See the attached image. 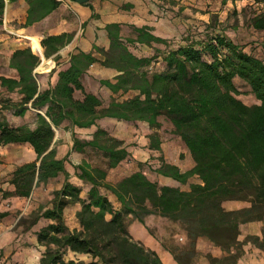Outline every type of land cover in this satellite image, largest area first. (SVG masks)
<instances>
[{
  "label": "trees",
  "instance_id": "obj_1",
  "mask_svg": "<svg viewBox=\"0 0 264 264\" xmlns=\"http://www.w3.org/2000/svg\"><path fill=\"white\" fill-rule=\"evenodd\" d=\"M23 1L29 6L24 28L40 23L61 5L58 0ZM152 1L159 2L165 13L180 5L177 0ZM253 1L261 9L254 7L249 26L264 33V0ZM184 11L181 6V18ZM4 14L5 0H0V30ZM106 31L110 49L98 50L102 60L93 54L73 56L69 69L59 72L54 88L40 89L35 74L40 58L31 49L18 50L11 57L10 68L18 73L17 80L0 77L1 88L18 95L17 102L0 103V148L28 145L36 156L14 171L11 185L15 190L4 193V198L28 200L34 189L65 178L49 208L40 209L30 221L21 218L17 225L29 230L42 220L48 223L36 233L45 248L40 264H164L129 231L130 223L146 227L150 217L178 226L185 236L182 246L162 245L176 264H196L202 240L223 254L220 258L208 254L209 264H239L247 247L264 252V44L261 54L247 52L217 15L173 39L156 37L147 27L132 28L127 38L118 24L108 25ZM72 39L67 34L45 38L41 43L45 58L50 59ZM95 64L119 73L115 82H102L117 97L108 104L86 93L82 84L83 75ZM157 65L161 70H155ZM47 69V65L39 68ZM237 80L249 88L259 105L247 106L239 99ZM76 92L83 94V100L74 97ZM7 110L21 119L29 111L36 112L35 129L10 125L3 117ZM105 119L141 123L155 131L165 119L189 152L193 168L182 173L161 157L155 173L175 186L152 181L145 171L148 162L111 183L109 173L130 160L132 152L123 140L97 127L89 140H80L74 133L72 152L100 154L105 167L83 162L73 171L87 189L71 184L67 158L59 159L54 147L56 131L64 123L90 130ZM161 145L158 133L149 137L150 151L160 154ZM226 203L245 207L228 210ZM74 205L80 206L75 215L79 230H70L65 218L66 209ZM254 224L262 225L261 234L243 236L242 227ZM71 253L91 261L73 260Z\"/></svg>",
  "mask_w": 264,
  "mask_h": 264
},
{
  "label": "crops",
  "instance_id": "obj_2",
  "mask_svg": "<svg viewBox=\"0 0 264 264\" xmlns=\"http://www.w3.org/2000/svg\"><path fill=\"white\" fill-rule=\"evenodd\" d=\"M58 1L61 2L58 10L40 23L24 28L27 19V11L29 9L28 4L23 0H18L14 3L10 0H5V25L2 29L6 34L0 36V77L17 80L18 73L10 68V60L13 53L18 50L35 47L40 55H37L34 51L32 52L40 58V67L43 68L46 65L48 66V69L45 71L36 69L35 74L38 77L40 89L43 91L48 90L57 85L59 72L69 69L73 56L79 53L93 54L94 57L102 60V56L98 53V50L108 51L110 49V39L106 31L108 25H120L122 27L123 38H127L132 28L147 27L156 37L173 39L178 38L176 33H179L182 28L181 24L184 22V19L178 15L179 10L177 9L182 6L181 4L185 3V0H177L180 2V5L174 8V12L172 13H165V11L160 8L159 2L152 0H91L87 5H79L67 0ZM128 6H132V8H127ZM167 26H172V35L165 32ZM64 34L72 35V41L50 59L45 58L44 49L41 46L42 41L47 37H57ZM38 44L39 47L35 46ZM118 75L119 73L115 70L95 64L83 75L82 84L86 93L95 95L102 101L110 102L111 98L117 97L112 95L106 88L102 87V82H115L114 79ZM1 93L8 94L0 85V94ZM12 96L18 97L16 93L12 94ZM74 97L77 100H83V94L80 92H76ZM15 101L18 100H14V102ZM116 124L121 128L123 127L122 125L127 123L105 119L98 121L97 125L90 130L73 129L69 123H64L61 128L56 131L54 147L57 144L58 136L64 135L66 129L70 136V146L67 148V153L65 155L58 153V158L66 159L74 154L79 155L72 152V135L74 133L77 135L78 139L83 140L85 136L82 137V135H84V133L92 136L96 132L97 127L112 131ZM35 127L36 125L30 129H35ZM141 143L142 145L138 150L132 151L133 156H135L138 162L147 161L150 158V154L156 157V152L150 151L148 148L149 141L147 138L144 137ZM165 154V143L162 142L160 157H163ZM35 159V153L28 145H10L0 148V264H40V260L45 252V248L40 246L37 241L36 233L48 223L42 220L38 225L29 230L18 227L17 225L21 215L17 217L16 213L18 207L24 200L15 197L4 198V193H13L15 190L14 186L11 185L14 171L18 167L32 163ZM180 159L181 156H178L176 160H170L166 156L164 161L167 164L176 166L182 173L193 168L191 158L188 167H186V164ZM66 168L70 175L68 181L79 188L85 189L84 183L75 176L74 171H71L67 167V163ZM61 179L62 184L57 188V191H59L65 182L63 176L51 181L48 185L53 182L61 181ZM158 182L162 185L175 186V183L171 180L162 177H160ZM81 196L82 198L85 197V192L82 193ZM110 200L115 207H119L114 198L110 197ZM243 207L244 206H241V208ZM79 210L80 206L74 205L67 208L65 211L67 226L70 230L80 229L75 217ZM158 221H160L158 217L148 218L146 220V227L143 226L144 238L141 239L142 241L140 239L134 240L141 242L147 248L155 251L164 264H176L173 257L164 250L162 244L148 232L147 228L155 227ZM261 229V224H254L242 227V232H245V235H260ZM181 239L184 241L185 236H182ZM203 247H205L206 251L211 253L213 257L220 258L223 255L219 249L213 247L204 240L199 242L198 253L203 252ZM70 258L86 263L91 261L88 257H80L73 253L70 254ZM197 264L209 263L200 262ZM239 264H264V252L252 247H247L245 249V256Z\"/></svg>",
  "mask_w": 264,
  "mask_h": 264
},
{
  "label": "rangeland",
  "instance_id": "obj_3",
  "mask_svg": "<svg viewBox=\"0 0 264 264\" xmlns=\"http://www.w3.org/2000/svg\"><path fill=\"white\" fill-rule=\"evenodd\" d=\"M226 1L227 4L224 3V0H185V3L181 5L185 8L182 18L183 16H185L186 18H183L184 22L181 24L182 28L180 29L179 33H176L177 37L179 38L182 34H185L188 31L189 27L201 26L203 23L210 22L212 15H217L222 22H225L229 26L230 34L232 35L233 39L242 46L246 47L247 52L253 51L257 55L261 54L264 44V33L255 32L249 26L250 17L255 11L254 7H256V9L258 10H260L261 7L256 5L253 6V0H245L242 3L237 2L236 4H233L230 0ZM172 29V26H167L165 28V32L172 35ZM4 34H6V32L1 29L0 36ZM40 66L41 62L39 67ZM39 67L37 69H39ZM155 70H161L160 65H157L155 67ZM237 86L241 93L239 99L245 105H259L256 99L250 94L249 88L244 83L237 80ZM6 100L14 101L18 100V97L12 96V94L1 93L0 103ZM105 103L107 104L109 102L106 101ZM3 117L9 122L10 125L14 127L31 128L36 125V112L34 111H29L26 116L21 119L15 118L13 115V111L7 110L4 111ZM160 122L162 124V128L159 131L150 130L146 125L139 123L124 124L121 128H119L116 124L113 130L109 131V133L113 137L123 140L125 144L129 146L130 152H134L141 147V142L144 137L149 141V137L156 132L159 134L161 141L165 143L166 154L163 155V159L167 156L170 160H176L178 156H181L180 160L184 162V164H186V167H188V163L190 162L191 157L186 147L179 138L175 137L172 134V127L165 119H161ZM82 137H84L83 140H89L91 138V136L87 133H84ZM69 146L70 136L66 129V133L64 135L58 136V141L55 149L57 150V153L65 155ZM133 152L132 158L130 160L124 162L116 170L109 173L108 180L111 183H117L138 170L139 163L145 164L148 162L149 166L145 168V171L152 181L158 182L160 177L155 173V171L161 165L160 154L156 153V157H153L152 154H150V158L147 161L138 162L135 156H133ZM83 162H88L94 167H105V160L102 158V156L92 151H87L83 155L74 154L67 157V167L71 171H73L76 166L82 164ZM193 182H196V180H193ZM61 184L62 179L61 181L53 182L50 185H41L39 188L34 189L31 198L28 200H24L18 207L16 216L19 217L21 215V218L23 220L30 221L32 216L38 213L40 209L49 208L53 200V194L55 191H57V188L61 186ZM85 188L87 189L86 186ZM241 206L245 207V205H241L239 203L225 204V207L228 210H238L241 208ZM26 227L27 226H22L24 230ZM129 229L134 239L141 240L144 238V229L140 223H130ZM148 232L152 236H154L162 245L171 246L178 244L182 246L185 244V242L181 239L182 235L179 231L178 226L168 221H162L160 219V221L155 224V227L148 228ZM244 233L245 232H243V236L246 234ZM208 254L212 255L211 253L206 251L205 247H203V252L199 253L196 264L200 262H208V260L206 259V256Z\"/></svg>",
  "mask_w": 264,
  "mask_h": 264
},
{
  "label": "water",
  "instance_id": "obj_4",
  "mask_svg": "<svg viewBox=\"0 0 264 264\" xmlns=\"http://www.w3.org/2000/svg\"><path fill=\"white\" fill-rule=\"evenodd\" d=\"M67 1L79 4V5H87L89 4L91 0H67Z\"/></svg>",
  "mask_w": 264,
  "mask_h": 264
},
{
  "label": "built area",
  "instance_id": "obj_5",
  "mask_svg": "<svg viewBox=\"0 0 264 264\" xmlns=\"http://www.w3.org/2000/svg\"><path fill=\"white\" fill-rule=\"evenodd\" d=\"M32 49V51H33V48H31ZM36 53V52H35ZM37 54V53H36ZM37 55H39V54H37Z\"/></svg>",
  "mask_w": 264,
  "mask_h": 264
}]
</instances>
